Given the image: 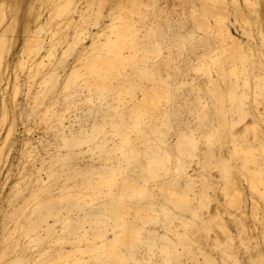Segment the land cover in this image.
I'll return each instance as SVG.
<instances>
[{
    "label": "bare ground",
    "instance_id": "bare-ground-1",
    "mask_svg": "<svg viewBox=\"0 0 264 264\" xmlns=\"http://www.w3.org/2000/svg\"><path fill=\"white\" fill-rule=\"evenodd\" d=\"M143 1L27 0L19 17L23 2L14 0L5 27L0 1V166L11 148L17 158V163L8 162L0 188L12 166L18 169L5 194L7 208L0 209V264H244L240 246L264 244V187L259 188L264 185V76L259 72L264 59L257 58L254 46H259L247 30L252 3L230 0L231 22L243 21L239 26L248 27L243 36L233 32L220 12L215 22L224 42L217 56L210 64L185 63L186 69L208 74L207 85L194 89L192 102H200L202 91L216 107L207 119L190 108L191 118L180 121V110L171 105L185 103L187 97L175 92L183 82L169 80L178 68L171 74L160 71L174 58L170 53L161 57L157 38L126 33L127 13L140 12ZM149 2L161 10L156 0ZM95 3L117 10L122 22L116 24L113 18L108 28L98 25L95 32L81 36L77 28ZM206 11L208 4L202 2L191 13ZM60 15L65 23L59 31L45 32ZM261 31L258 44L264 47V23ZM225 60L231 63L226 72ZM18 68H25L33 83L38 76L36 85L41 84L35 91L28 85L22 101L15 82ZM210 68L222 81L211 78ZM140 80L151 83L139 86ZM160 99L164 106L157 107ZM71 106L79 111L65 114ZM35 111L43 112L50 137L34 140L29 127L13 128L22 113ZM247 115L250 121L236 128ZM216 138L224 142L213 150L208 145ZM23 157H30L28 166ZM214 167L221 184L210 178ZM239 175L249 191L261 197V204L253 199L246 204ZM208 190L221 192L223 201L204 216ZM246 207L253 227L245 223ZM224 212L231 225L221 220ZM213 221L222 239L210 236ZM216 249L217 256L212 253ZM247 260L264 264V253L257 248Z\"/></svg>",
    "mask_w": 264,
    "mask_h": 264
},
{
    "label": "rangeland",
    "instance_id": "rangeland-1",
    "mask_svg": "<svg viewBox=\"0 0 264 264\" xmlns=\"http://www.w3.org/2000/svg\"><path fill=\"white\" fill-rule=\"evenodd\" d=\"M13 1L14 0H4L3 6H2V11H3V16H4V20L2 22V25H4V27H5L6 23H8V21L10 20V16H11L10 5L13 3ZM26 1L27 0H25V1L22 0L23 3L19 7V9H20L19 17L22 16L23 9L25 8L24 4ZM149 1H151V0H144L143 1L144 5H142L140 12H133V13L128 12L127 13V15L129 16L128 24L130 26V31H126V33H136L140 37H141V35L143 36V34H148L150 39L157 38L156 40L159 42V44L161 43L160 44L161 57L166 58L168 53H170V56L172 58H174V59L170 60L168 65L163 64L160 71H161L162 75H165L166 71H168V73L170 72V74H171L175 71L176 68H178L177 71L175 72V74L169 76V80L173 84L183 82V84L178 85L175 92L180 97H187V98H185L186 101L184 104L181 105V103H180V104L171 105V106H175V108L177 107L180 110L181 113H179L178 119L180 121H183V120H186L188 117L191 118L189 116L191 114L189 111L190 108L192 110L194 109L197 112L196 114L202 115L204 118L207 119L210 116L209 115L210 113L211 114L214 113L213 111H215L216 101L212 102V100H210V98H208V96L203 94L202 91H200V93H202L200 102H192V101L195 100L194 95L196 94L195 93L196 86L198 85V86H201L202 88H204L207 85L206 83L208 80L207 79L208 74L201 71V70L193 71L191 69H186L185 63H187V61H188V62H191L193 65H196L197 63H209L210 64L211 60H213L214 57L217 56L216 53L218 54V51L224 42L218 33L219 29L217 28V25L215 22V15H217L218 13L222 12V14L225 16V22L229 25L230 28H232L233 32H235L238 35L243 36L242 30L247 29L248 27L244 28V26H242V27L239 26L240 24L241 25L245 24V23H243V21H241V23H238L235 21L231 22V19H234V17H233V14L231 13V10L233 9V5L231 4L230 0H206V1L205 0H156L159 3L158 6L161 8L160 11L154 10L152 8V6L149 4L150 3ZM202 2L203 3L207 2L209 11H206L203 14L202 13L198 14L197 16H193L194 14L191 13V10L195 6L200 7V5H202ZM238 2H240V0H238ZM248 3H252L251 10L249 13L254 14V15H250L247 12L249 14L247 16H250V19L252 18L251 16H253V19L250 20L252 22V25L254 27L256 26V28L259 25H262V26H259L256 30H254L255 28L253 27V30H252L251 29L252 25L250 24L249 26L251 28L249 27L247 30H250L251 38L254 37V38H252L253 39L252 41L254 42V39H256L255 43L257 41V46H259V47H256V44L254 43L255 44L254 47L257 49V51H256L257 52V54H256L257 58L264 59V50H261V49H264V47L262 44H261V46H260V44H258V41H259V43L261 42L260 41L261 40V32H262L261 28L263 30V23H264V0H248ZM111 10L112 9L109 8L108 4H104L102 7H100V5H97L96 3L93 4L91 11L86 16V19L82 23L79 24V27L77 28L76 33L81 35V36H84L85 34L93 33L96 31L95 29L98 25L107 26V28H108L109 26L112 25L113 18H116L114 20V22H116V24L121 23L122 20L120 21V19L118 18V16H119L118 11L117 10L111 11ZM240 12H243L242 9H240ZM47 13H48V11L43 7L42 14L47 15ZM257 13L261 17V20L263 18V20H262L263 22L260 20L262 22V24L260 21H258V23L256 21V20H258L257 19L258 18ZM122 15H124V14H122ZM255 15L257 18H254ZM245 16H246V14L243 16V14L241 15V13H240V17L244 18ZM250 21H249V23H251ZM255 21L257 24L256 23L254 24ZM64 23H65L64 22V16L60 15V16L53 17L52 20L47 25V30L45 32H57V31H59L58 26L63 25ZM201 23H207L209 25V27L208 28L199 27L201 25ZM246 26H248V25H246ZM107 28H106L105 32H109V30H107ZM251 30L253 31V33ZM70 31H72V30H70ZM6 32H7V34L15 33V32L10 31V30H7ZM17 33L20 34L21 32L19 31ZM158 34H160V35H158ZM188 34L191 35V37H192L191 39L183 37V35L186 36ZM256 35L258 37L255 38ZM160 38H161V41H159ZM258 49H259V51H258ZM196 56H199V57L197 58ZM67 61H68L67 63L70 64V62L72 61L71 55H69V57L67 58ZM27 64L28 63H25V65H27ZM230 65H231V63L229 62V60L224 61L225 72H226V70L227 71L229 70ZM25 68H22V69L18 68L17 72H18L19 77H17V81H15L14 79L12 80V81H15L19 85V87H21V89H22V91H20L18 94V99H20V100L22 98V94L24 93V89L26 90V87L28 85L34 86L35 89L33 87L32 88L30 87V89H33L34 91L36 89L40 88L39 86H41V84H39L38 82L36 85V81L38 79V76H34L35 77L34 80H36L35 83H33L34 82L33 76L27 78V75L25 74L26 73ZM261 68L262 69H260L259 72L261 74H263V76H264V60H263V63L261 65ZM210 69H211L210 70L211 78L213 80H216V81H222V78L220 77V75H218L213 70V68H210ZM13 76L14 75L11 73V77H13ZM22 77H24V78H22ZM229 78L234 79V76H230V77H228V79ZM29 79H32V80H29ZM26 80H28V82ZM241 80H242L241 77L238 78V81H241ZM249 80L253 81V79H251V78ZM23 81H26V84H21V83H24ZM29 81H31L30 83H33V85L30 84ZM190 81H194V83L196 85H191L189 83ZM224 81H226V76H225ZM137 83L139 84V86H146V85H150L151 82L140 80V81H137ZM153 83H159V81H155ZM24 85H26V86L24 87ZM135 93H136V95L140 94V91L138 88L135 89ZM30 99L31 98H29L28 101L33 103V101ZM259 99H260V97H259ZM181 100H183V99H181ZM205 103H207V104L204 105ZM261 105H262V103L259 104V106H261ZM61 106H62V104L59 105V107H61ZM156 106L157 107L164 106V102L162 101V99H160L156 102ZM75 107L71 106L67 111H64V113L68 114V115H72V113L79 111V109L77 110V109H75ZM83 107H84V105H81V108H83ZM212 109H214V110H212ZM203 112L204 113L206 112L204 114L205 116L203 115ZM9 114H12L11 111L9 112ZM11 116L12 115H10V116L8 115L9 120L11 119ZM25 116H26L25 113L24 114L22 113L20 115V118H18L14 121L13 128L16 127L17 129L22 130L24 128V126L29 127L31 129L30 135L33 137L34 140H37L39 137L41 139H45V138L50 137L51 130H50V128H46V124L44 122L45 116L43 115L42 111H37V112L35 111L31 115H28L26 117ZM249 121H250V119H249V116L247 115L243 121L239 122L236 125V128H239V126L243 125L245 122L248 123ZM8 125H9V123L7 121V123H5L3 126V130L7 129ZM262 129L264 131V127ZM263 134H264V132L262 133V136L264 137ZM171 137H173V135H171ZM222 141L224 142L223 139L218 140L216 138L213 140V142L209 143L208 147H210L213 150H216L218 147V143H222ZM222 148L224 151H226V144L223 145ZM6 153H8V155L5 154V156H8L6 158L7 161L4 164H2V166H0V168H1L0 169V181H3V178H4L3 175H5V173L7 172V169L10 165L8 162L13 161L14 163H17V158L13 157L14 155H16V149L11 148L9 151L7 150ZM22 161H23L24 166H28L30 163V157H23ZM18 167L20 169L22 168L21 163L18 164ZM17 170H18L17 166H12L11 170L8 172L9 175H8V179L6 180V183L4 184V186L2 188H0V209H2L4 206L7 208V204H5V203H7L5 194L8 193L9 185L16 179ZM210 173H211L210 178L221 184L222 178L219 177L215 167L210 170ZM233 174L235 176H238V174H240V173L234 172ZM235 178L237 181L239 179L241 180V181H239L240 185L238 182H237V184L240 187L243 186L242 188L244 189V197H245L246 204H248V202L250 203V201L252 199L255 200L256 202H258L259 204L262 203V199L257 193L249 191V189L247 187V182L245 181V178L241 177V175H239V179H237L238 177H235ZM263 187H264V185H262V184L259 185L260 190H263ZM209 191L210 190H208L209 194L207 197V204H206L207 207H202V212H203L204 216L208 212L213 211V208L217 202L223 201V194L221 192L217 191L213 195V193L211 191L210 192ZM250 193H252V195H250ZM3 214H4V212L0 210V215H2L0 217V219L3 217ZM245 214H246L245 218H244L245 223L249 227H253L254 221H253L250 209H248V207H246V213ZM228 217H230V216H228V214L224 212V214H222L221 220L230 222L232 219H231V217L230 218H228ZM230 223L232 224V221ZM209 224H211V229L209 231L210 236L213 234H219L218 236L220 237V239H222V234L216 228L215 221H213ZM232 232H233L232 235L234 236V238L236 240L237 231H236V228L234 226L232 227ZM258 241H259V239H258ZM257 248L262 250L264 253V244L262 242H259L257 247L252 246L249 248H244L243 246H240V248L238 249L239 259L244 264H246L248 261L247 260L248 256ZM212 253L215 256L219 255V251L217 249L213 250Z\"/></svg>",
    "mask_w": 264,
    "mask_h": 264
}]
</instances>
